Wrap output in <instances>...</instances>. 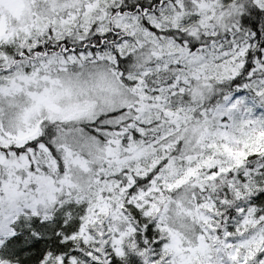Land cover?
<instances>
[{"label":"snow or ice","instance_id":"1","mask_svg":"<svg viewBox=\"0 0 264 264\" xmlns=\"http://www.w3.org/2000/svg\"><path fill=\"white\" fill-rule=\"evenodd\" d=\"M0 264H264V0H0Z\"/></svg>","mask_w":264,"mask_h":264}]
</instances>
